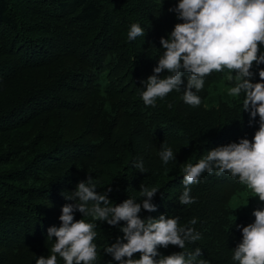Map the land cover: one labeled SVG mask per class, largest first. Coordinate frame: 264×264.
I'll use <instances>...</instances> for the list:
<instances>
[{
  "label": "trees",
  "instance_id": "1",
  "mask_svg": "<svg viewBox=\"0 0 264 264\" xmlns=\"http://www.w3.org/2000/svg\"><path fill=\"white\" fill-rule=\"evenodd\" d=\"M178 2L0 0V264H35L51 254L54 238L47 230L61 226L63 207L75 203L65 195L89 173L98 193L112 189L113 204L130 197L140 202L142 183L157 187L156 210L142 209L141 218L178 216L181 226L201 234L183 250L158 248L162 255L199 247L197 262L238 264L232 256L242 226L253 223V211L264 204L229 173L205 172L190 186L195 203L181 205L182 169L216 147L251 140L259 117L250 124L222 73L205 79L198 107L183 101L182 90L158 98L155 107L141 98L143 81L155 74L163 51L161 37L183 22L169 11ZM133 23L145 35L129 41ZM260 68L264 64L252 69L253 82H259ZM182 78L183 89L187 74ZM163 144L176 157L168 164L159 156ZM140 162L145 172L134 166ZM247 199V207L234 211L235 202L242 206ZM123 226L97 222L94 264H117L104 249L123 237ZM58 264H64L59 257Z\"/></svg>",
  "mask_w": 264,
  "mask_h": 264
},
{
  "label": "clouds",
  "instance_id": "2",
  "mask_svg": "<svg viewBox=\"0 0 264 264\" xmlns=\"http://www.w3.org/2000/svg\"><path fill=\"white\" fill-rule=\"evenodd\" d=\"M177 19L183 21L174 26L167 38L161 37L162 53L154 75L143 81L141 98L146 106H156L157 99L165 98L172 91H183V101L193 107L201 105L198 92L205 85V79L212 73L225 74L228 95L242 101L243 111L250 113V124L259 117V127L254 137L216 147L207 151L195 164L187 163L183 171V194L181 205L195 203L191 196V185L199 183L206 172L217 176L229 173L233 179L245 186L264 204V68H260L259 82H253L254 66L264 64V0H179L174 9ZM139 23H133L127 33L129 41L144 36ZM226 70V71H225ZM167 72V75L161 76ZM187 74L186 87L184 75ZM168 107H172L171 104ZM164 164L175 159L173 149L162 145L159 153ZM145 172L142 162L134 165ZM109 187L103 194L97 192L96 180L89 173L86 181L77 184L68 200L75 201L63 207L61 226L50 227L48 239L54 238L50 255L40 256L35 264H58V257L64 264H94L97 261V222H106L120 227L122 238L109 244L104 252L111 255L117 264H206L197 258L203 255L197 247L194 252L180 251L162 255L158 248L178 246L184 249L186 242L195 243L201 234L194 228L181 226L179 217L161 215L158 219H142L143 210H156L152 198L159 191L157 187L141 184V199L130 197L123 203L113 204L109 199ZM233 204L234 211L249 205ZM239 203V202H237ZM83 215L77 220L75 213ZM252 215L253 223L242 226V241L233 249L232 259L238 264H264V208H257ZM90 217L91 220H86ZM237 219V218H236ZM195 225L197 221L189 222ZM241 227V226H238ZM139 254V258H134ZM159 257V259H157ZM111 264V261L108 262Z\"/></svg>",
  "mask_w": 264,
  "mask_h": 264
},
{
  "label": "rangeland",
  "instance_id": "3",
  "mask_svg": "<svg viewBox=\"0 0 264 264\" xmlns=\"http://www.w3.org/2000/svg\"><path fill=\"white\" fill-rule=\"evenodd\" d=\"M256 201H259V199L257 198V200ZM260 202V201H259ZM235 204H236V202H235ZM252 211V210H251ZM251 211L249 212V213H251ZM241 214H243V213H241Z\"/></svg>",
  "mask_w": 264,
  "mask_h": 264
}]
</instances>
